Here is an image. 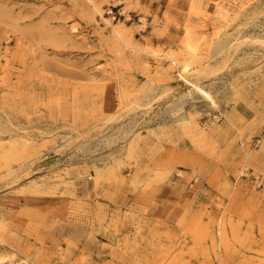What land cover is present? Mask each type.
Wrapping results in <instances>:
<instances>
[{
    "label": "rangeland",
    "instance_id": "1",
    "mask_svg": "<svg viewBox=\"0 0 264 264\" xmlns=\"http://www.w3.org/2000/svg\"><path fill=\"white\" fill-rule=\"evenodd\" d=\"M0 264H264V0H0Z\"/></svg>",
    "mask_w": 264,
    "mask_h": 264
},
{
    "label": "crops",
    "instance_id": "2",
    "mask_svg": "<svg viewBox=\"0 0 264 264\" xmlns=\"http://www.w3.org/2000/svg\"><path fill=\"white\" fill-rule=\"evenodd\" d=\"M174 195V193H172L171 190H165V192L163 193V196L161 197V202L162 203H167V202H171V198Z\"/></svg>",
    "mask_w": 264,
    "mask_h": 264
}]
</instances>
